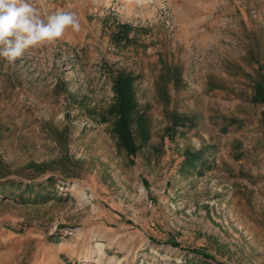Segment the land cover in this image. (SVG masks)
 <instances>
[{
	"label": "rangeland",
	"instance_id": "1",
	"mask_svg": "<svg viewBox=\"0 0 264 264\" xmlns=\"http://www.w3.org/2000/svg\"><path fill=\"white\" fill-rule=\"evenodd\" d=\"M32 3L81 27L0 59V264H264V0ZM121 71L134 157L103 121Z\"/></svg>",
	"mask_w": 264,
	"mask_h": 264
},
{
	"label": "trees",
	"instance_id": "2",
	"mask_svg": "<svg viewBox=\"0 0 264 264\" xmlns=\"http://www.w3.org/2000/svg\"><path fill=\"white\" fill-rule=\"evenodd\" d=\"M123 29L124 34H127L128 28L125 26ZM134 82L135 77L133 75L124 71L118 72L114 79L115 102L103 117L104 122H112V132L118 148L125 150L127 155L131 157L136 156L141 147L150 140L145 116L138 110ZM250 100L256 105L264 104V77L253 81ZM173 116L172 126L181 125L178 114L174 113ZM262 124L264 125V118ZM206 153V148L198 152H186L180 171L183 174H188L206 168L208 165ZM4 192L2 190L1 193ZM193 252L198 253L197 250H193Z\"/></svg>",
	"mask_w": 264,
	"mask_h": 264
},
{
	"label": "clouds",
	"instance_id": "3",
	"mask_svg": "<svg viewBox=\"0 0 264 264\" xmlns=\"http://www.w3.org/2000/svg\"><path fill=\"white\" fill-rule=\"evenodd\" d=\"M80 27L73 11H57L42 18L32 0H0V59L7 67L29 48L55 43L67 29L78 32Z\"/></svg>",
	"mask_w": 264,
	"mask_h": 264
}]
</instances>
